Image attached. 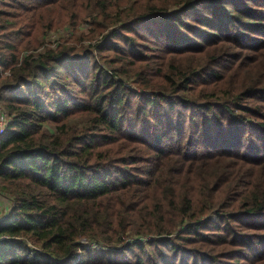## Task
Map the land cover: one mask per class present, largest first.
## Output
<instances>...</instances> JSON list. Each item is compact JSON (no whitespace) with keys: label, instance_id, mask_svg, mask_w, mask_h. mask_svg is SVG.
<instances>
[{"label":"trees","instance_id":"1","mask_svg":"<svg viewBox=\"0 0 264 264\" xmlns=\"http://www.w3.org/2000/svg\"><path fill=\"white\" fill-rule=\"evenodd\" d=\"M0 113V264H264V0H0Z\"/></svg>","mask_w":264,"mask_h":264},{"label":"crops","instance_id":"2","mask_svg":"<svg viewBox=\"0 0 264 264\" xmlns=\"http://www.w3.org/2000/svg\"><path fill=\"white\" fill-rule=\"evenodd\" d=\"M8 207L9 203L7 201V197L0 191V216L8 210Z\"/></svg>","mask_w":264,"mask_h":264},{"label":"built area","instance_id":"3","mask_svg":"<svg viewBox=\"0 0 264 264\" xmlns=\"http://www.w3.org/2000/svg\"><path fill=\"white\" fill-rule=\"evenodd\" d=\"M5 115L0 113V133L4 130Z\"/></svg>","mask_w":264,"mask_h":264},{"label":"rangeland","instance_id":"4","mask_svg":"<svg viewBox=\"0 0 264 264\" xmlns=\"http://www.w3.org/2000/svg\"><path fill=\"white\" fill-rule=\"evenodd\" d=\"M68 30H69V28H65L64 30H61L60 29V33L62 32L63 34H65V33H68ZM50 37L53 39V38H56L57 37V35H56V33L55 32H50Z\"/></svg>","mask_w":264,"mask_h":264}]
</instances>
